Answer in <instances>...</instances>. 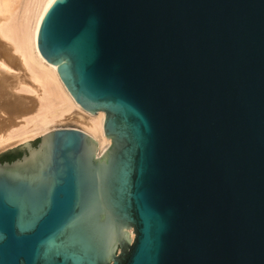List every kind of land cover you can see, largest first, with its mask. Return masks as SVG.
<instances>
[{"label": "water", "instance_id": "95a60500", "mask_svg": "<svg viewBox=\"0 0 264 264\" xmlns=\"http://www.w3.org/2000/svg\"><path fill=\"white\" fill-rule=\"evenodd\" d=\"M38 47L111 145L3 151L0 264H264V0H55Z\"/></svg>", "mask_w": 264, "mask_h": 264}, {"label": "bare ground", "instance_id": "6f19581e", "mask_svg": "<svg viewBox=\"0 0 264 264\" xmlns=\"http://www.w3.org/2000/svg\"><path fill=\"white\" fill-rule=\"evenodd\" d=\"M54 1L0 0V152L48 135L57 125L80 124L102 157L111 145L104 132L105 113L81 107L38 47L41 23ZM8 84L34 96L14 95ZM134 237L131 230L130 239Z\"/></svg>", "mask_w": 264, "mask_h": 264}, {"label": "rangeland", "instance_id": "374dc122", "mask_svg": "<svg viewBox=\"0 0 264 264\" xmlns=\"http://www.w3.org/2000/svg\"><path fill=\"white\" fill-rule=\"evenodd\" d=\"M12 73H17V72L12 71ZM10 83H11V81H10ZM6 88H7V91L11 92V93L14 94V95H25V94H27V95H30V96H34L33 94H31V93H29V92H25V91L23 92V91H20V90L17 89V88L11 87V84H8ZM19 121H20V120H19ZM23 121H24V120H23ZM59 128H76V129H80V130H82V131H83V129H84V127H82L80 124L57 125L55 129H59ZM40 137H41V136H37V137H35V138H33V139L31 140V141H32V144H33L34 146H36V145L39 143V141H40ZM19 145H21V144H19ZM17 146H18V145H17ZM14 147H16V146H14ZM11 148H13V147H11ZM8 149H10V148H8ZM6 150H7V149H6ZM3 151H5V150H3ZM3 151L0 152V162H2L3 157H4L5 155L9 154V153H14V152H19V151L24 152V151H22L21 149L14 150V151H10V152H8V153H4Z\"/></svg>", "mask_w": 264, "mask_h": 264}, {"label": "trees", "instance_id": "16d2710c", "mask_svg": "<svg viewBox=\"0 0 264 264\" xmlns=\"http://www.w3.org/2000/svg\"><path fill=\"white\" fill-rule=\"evenodd\" d=\"M23 155V152H14V153H9L3 157L2 162H12L18 158H20Z\"/></svg>", "mask_w": 264, "mask_h": 264}]
</instances>
